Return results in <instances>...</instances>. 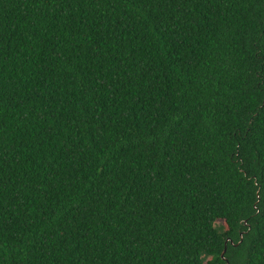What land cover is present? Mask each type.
<instances>
[{
	"label": "trees",
	"instance_id": "trees-1",
	"mask_svg": "<svg viewBox=\"0 0 264 264\" xmlns=\"http://www.w3.org/2000/svg\"><path fill=\"white\" fill-rule=\"evenodd\" d=\"M227 263L264 264V0H0V264Z\"/></svg>",
	"mask_w": 264,
	"mask_h": 264
},
{
	"label": "water",
	"instance_id": "water-1",
	"mask_svg": "<svg viewBox=\"0 0 264 264\" xmlns=\"http://www.w3.org/2000/svg\"><path fill=\"white\" fill-rule=\"evenodd\" d=\"M224 252V251H223ZM222 257H223V253H222V255H221ZM228 264V263H227Z\"/></svg>",
	"mask_w": 264,
	"mask_h": 264
}]
</instances>
